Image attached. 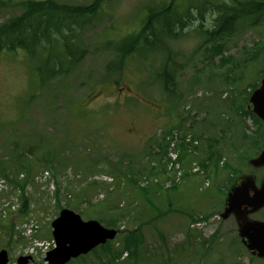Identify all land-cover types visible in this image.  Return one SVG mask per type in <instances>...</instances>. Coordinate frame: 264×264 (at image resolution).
<instances>
[{
	"label": "rangeland",
	"instance_id": "obj_1",
	"mask_svg": "<svg viewBox=\"0 0 264 264\" xmlns=\"http://www.w3.org/2000/svg\"><path fill=\"white\" fill-rule=\"evenodd\" d=\"M4 1L0 24L23 11L24 0ZM189 1L201 0L182 3ZM161 2L105 0L103 12L75 38L87 49L83 61L43 87L37 58L22 49L0 53V250L7 249L12 262L28 252L34 259L29 264H47L52 222L62 207L106 226L115 220L121 230L110 251L95 248L67 264H264L244 247L239 217H220L239 181H264V171L248 161L264 146L253 143L264 138V124L240 112L242 106L247 110L253 82L260 84L264 75L248 54L264 29L227 38L212 62L206 44L200 49V34L214 29L218 13L204 11L201 19L190 7L193 22L170 42L173 63L183 66L176 85L160 76L167 52L159 46L130 57L122 72L110 69L116 58L105 44L138 30L150 3ZM171 132L199 141L191 151L176 143L180 153L186 147L187 156L175 186H169L174 173L167 172ZM194 160L202 168L206 162L204 174L194 171ZM23 192L29 214L20 210ZM29 216L40 224L32 233L25 225ZM248 219L264 221V208ZM129 234L138 237L132 245L126 243Z\"/></svg>",
	"mask_w": 264,
	"mask_h": 264
},
{
	"label": "trees",
	"instance_id": "obj_2",
	"mask_svg": "<svg viewBox=\"0 0 264 264\" xmlns=\"http://www.w3.org/2000/svg\"><path fill=\"white\" fill-rule=\"evenodd\" d=\"M104 1L93 0L90 4L63 3L57 0L21 1L22 13L0 24V53L16 52L22 49L33 59L37 58L36 75L40 87L61 77L64 78L85 58L87 49L78 46L75 38L103 12ZM161 1L156 5L150 3L148 7L152 8L147 11V17L138 30L117 40H109L105 44V48L112 51L116 58L108 65L110 69L122 72L130 57L141 54L142 49L154 50L156 46H159L167 52L160 76L164 78L165 84L176 85L177 72L183 66L180 65L178 68L173 63L170 42L178 39L176 37L178 30L193 22L194 17L190 7H196L199 10L201 19H203L204 11L214 10L218 13L214 29L204 30L205 35L202 32L200 34L205 38L200 49L206 44L207 57L212 62L215 56L223 53V45L227 38L249 28L264 29V0H201L195 2V5L190 1L182 3V0ZM4 5L5 1L0 0V7ZM181 7H185L184 10ZM181 10L183 11L180 12ZM57 48L61 49V53L56 52ZM40 50L44 51V54H41ZM251 50L249 49L248 54L251 55L255 71L263 74L264 63L260 60L264 57V38L256 42L252 52ZM261 66L263 67L260 68ZM258 85L259 81L253 82L247 96H250ZM240 112L245 115L251 114L245 106H242ZM253 116L261 124V121L255 115ZM253 143L259 147L264 144V138L262 139L259 135L258 139L253 138ZM162 151L164 154L165 148ZM186 156L187 149L182 146L181 160L183 161ZM202 164L204 168H208L206 162ZM59 190L57 187V193L60 192ZM22 195L24 200L20 210L27 214L28 198L25 192ZM95 212L96 210L92 209L88 213L91 215ZM108 226L117 228L121 232L115 220L108 221ZM137 238L135 234H129L126 243L132 245ZM101 247L103 249L108 247V251L111 249L107 244Z\"/></svg>",
	"mask_w": 264,
	"mask_h": 264
},
{
	"label": "water",
	"instance_id": "obj_3",
	"mask_svg": "<svg viewBox=\"0 0 264 264\" xmlns=\"http://www.w3.org/2000/svg\"><path fill=\"white\" fill-rule=\"evenodd\" d=\"M248 109L264 121V77L250 97ZM255 167L264 168V149L251 161ZM264 207V181L257 186L254 177H247L229 192L224 218L235 214L240 219V233L247 248L253 254L264 257V222L248 219V214ZM53 236L56 246L48 251L46 262L66 264L73 258L89 253L95 247L114 239L117 231L104 227L97 220L85 221L75 211L63 209L53 221ZM30 256H21L19 264H28ZM9 262V253L0 251V264Z\"/></svg>",
	"mask_w": 264,
	"mask_h": 264
}]
</instances>
